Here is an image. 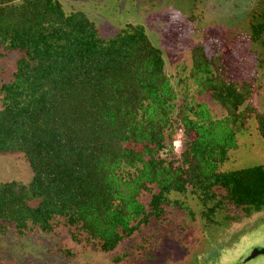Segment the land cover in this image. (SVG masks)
<instances>
[{"label": "trees", "instance_id": "16d2710c", "mask_svg": "<svg viewBox=\"0 0 264 264\" xmlns=\"http://www.w3.org/2000/svg\"><path fill=\"white\" fill-rule=\"evenodd\" d=\"M0 50L20 54L0 85V156L21 154L32 172L27 183L0 181L2 235L63 224L111 253L168 208L191 215L171 193L194 197L209 225L226 208L264 207L263 167L220 169L251 117L264 140V114L250 104L252 84L229 80L217 53L192 49L180 99L143 26L106 39L59 0H0Z\"/></svg>", "mask_w": 264, "mask_h": 264}, {"label": "rangeland", "instance_id": "374dc122", "mask_svg": "<svg viewBox=\"0 0 264 264\" xmlns=\"http://www.w3.org/2000/svg\"><path fill=\"white\" fill-rule=\"evenodd\" d=\"M65 12L83 11L103 38H111L127 24L141 25L162 53L179 98L180 68L189 72L191 52L204 47L208 56L220 55L229 80L253 86L250 104L264 114V26L258 37L254 26L264 25V0H59ZM20 54L0 50V85L8 82ZM211 105L207 97L199 98ZM216 113L222 112L212 106ZM255 166L264 168V140L254 117L236 133L222 171ZM32 172L21 154L0 156V181L27 183ZM184 201L188 212L168 208L162 222H153L111 253L93 249L81 235L63 224L50 233L31 232L19 237L9 229L0 233V264H264V207L245 216L226 208L209 225L200 217L199 202ZM124 256L120 262L115 257Z\"/></svg>", "mask_w": 264, "mask_h": 264}, {"label": "clouds", "instance_id": "9594fccd", "mask_svg": "<svg viewBox=\"0 0 264 264\" xmlns=\"http://www.w3.org/2000/svg\"><path fill=\"white\" fill-rule=\"evenodd\" d=\"M182 147V133H177V139L173 141V148L179 151Z\"/></svg>", "mask_w": 264, "mask_h": 264}, {"label": "water", "instance_id": "95a60500", "mask_svg": "<svg viewBox=\"0 0 264 264\" xmlns=\"http://www.w3.org/2000/svg\"><path fill=\"white\" fill-rule=\"evenodd\" d=\"M259 254H264V249L263 250H255L251 256V258L255 257L256 255Z\"/></svg>", "mask_w": 264, "mask_h": 264}]
</instances>
